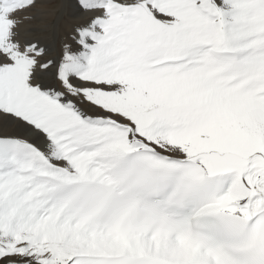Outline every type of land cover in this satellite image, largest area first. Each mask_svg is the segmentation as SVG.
Listing matches in <instances>:
<instances>
[{
    "label": "snow or ice",
    "instance_id": "6c2138e0",
    "mask_svg": "<svg viewBox=\"0 0 264 264\" xmlns=\"http://www.w3.org/2000/svg\"><path fill=\"white\" fill-rule=\"evenodd\" d=\"M0 0V264H264V0Z\"/></svg>",
    "mask_w": 264,
    "mask_h": 264
},
{
    "label": "bare ground",
    "instance_id": "6f19581e",
    "mask_svg": "<svg viewBox=\"0 0 264 264\" xmlns=\"http://www.w3.org/2000/svg\"><path fill=\"white\" fill-rule=\"evenodd\" d=\"M56 3H58V0H53V4L49 6V15L47 19L52 23H55V18L57 15L56 7H55Z\"/></svg>",
    "mask_w": 264,
    "mask_h": 264
}]
</instances>
